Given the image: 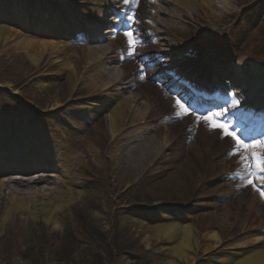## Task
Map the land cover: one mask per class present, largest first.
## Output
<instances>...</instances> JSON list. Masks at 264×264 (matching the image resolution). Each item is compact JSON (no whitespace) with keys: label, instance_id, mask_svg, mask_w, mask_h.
<instances>
[{"label":"rangeland","instance_id":"rangeland-1","mask_svg":"<svg viewBox=\"0 0 264 264\" xmlns=\"http://www.w3.org/2000/svg\"><path fill=\"white\" fill-rule=\"evenodd\" d=\"M102 1L0 0V146L37 151L50 143L48 156L75 191L53 223L34 208L32 215L1 218L0 264H164L166 246L147 228L173 224L191 226L199 246L189 263L175 264L264 253V0H226L212 13L199 4L224 0H129L121 9L120 0ZM155 6L165 15L158 17ZM130 30L143 42L133 45V55ZM212 62L219 85L237 86L229 99L220 92L231 100L220 116L257 128L251 144L242 140L249 147L194 109L195 86L176 88L169 75L181 66L210 73ZM96 100L107 102L96 108ZM117 104L131 112L113 137ZM118 141L133 158L129 171L117 163ZM71 158L74 175L67 172ZM29 170L32 177L42 173ZM210 232L219 240H208Z\"/></svg>","mask_w":264,"mask_h":264},{"label":"bare ground","instance_id":"bare-ground-1","mask_svg":"<svg viewBox=\"0 0 264 264\" xmlns=\"http://www.w3.org/2000/svg\"><path fill=\"white\" fill-rule=\"evenodd\" d=\"M102 2L105 3V6L110 4V0H103ZM116 3L120 4L119 9H121V5L124 4L123 0ZM226 4L227 1L224 0L223 5H221L222 7L219 6L218 3L208 5L199 4V7L205 9L207 13L208 11L212 13L213 10H221ZM155 12L158 17H160V15H165L164 13H166L165 10H161V8L157 6H155ZM214 16L216 19L217 16ZM16 17L21 22H25L24 25H27L28 18L26 16L16 15ZM159 25H161V22L157 23V26ZM35 29H37L36 26ZM3 30V28H0V34H2ZM51 32L52 30L46 33ZM109 34H113L111 29H108L106 32V35ZM46 47H48V45ZM163 52L166 56L169 51L163 50ZM229 84L230 83H226L225 86H229ZM236 87L237 86L232 83L228 89L235 90ZM13 94H16V92ZM252 100L253 98L248 101ZM93 106L96 108H102V105L98 104H93ZM130 112V110H126L119 105L112 111L109 128L113 137H116L119 131L122 130L124 120ZM136 117V115H133L132 120H135ZM16 141L19 143L20 140ZM21 143L22 140L20 141V144ZM118 145L120 154H117L116 156L119 168L124 171H129L131 160L133 158L129 153L125 152L128 145L122 141H118ZM50 146V143H45L43 145L39 143L37 151L21 150V148L17 150L13 143L7 141L0 146V156H2L1 158L3 159L0 161V170L5 169L0 171V175L4 171L6 172L5 179L0 180V219L2 218L3 223L7 221L12 212L16 215L23 213L32 215L31 208L37 209L40 213H43L48 217V222H52L54 220L51 219L54 218L55 215L58 216V212L63 209V206L61 205L73 200L75 191H73L66 182L68 179L67 176L64 175L66 171H61L60 167L56 166L54 163V160L48 156L49 153H47V149ZM32 152L33 154H31ZM139 155L141 156L142 153ZM70 162L71 166L67 172L74 175L77 167L76 165L72 166V163L75 162V160L71 158ZM2 163L5 164L3 165ZM25 164L26 167L24 168L23 166H25ZM29 169L44 173H39L37 177H32L30 176ZM49 173L53 174V176H51L52 178L48 176ZM20 187H25L27 189L22 193L19 191ZM52 196L54 198H51ZM147 231L150 234V239L162 241L166 246V253L171 259L169 258L164 264H175L173 262L174 259L189 263L191 259L190 252L194 251V248L197 246V235L191 226H183L182 224L157 225L147 228ZM206 237L213 242L219 240V236L215 232L208 233ZM220 264H264V253L258 250H251L248 252L240 251L232 254H224L220 257Z\"/></svg>","mask_w":264,"mask_h":264},{"label":"snow or ice","instance_id":"snow-or-ice-1","mask_svg":"<svg viewBox=\"0 0 264 264\" xmlns=\"http://www.w3.org/2000/svg\"><path fill=\"white\" fill-rule=\"evenodd\" d=\"M123 3L125 5H127L129 3V0H123ZM133 31H128L125 33V36L128 37V48H129V55H133L134 52L131 51V49L133 48V45L136 44V45H139V46H143V42L138 40V39H133ZM177 105H179L181 108H184V105L180 104V101L177 100ZM233 104L235 103V101L232 102ZM184 112L185 113H188V109L187 108H184ZM177 115L179 116L180 113H177ZM214 115H216L217 119L220 118V113H215ZM205 121H207L209 118L208 117H204ZM214 127L218 128L221 130L222 134L224 136H228V137H231V139L233 141H235L236 145L237 146H241L242 145V141L241 139H238L237 136L232 132V131H229V128L226 126V123H218V124H215ZM243 147H249V145H242ZM261 171H264V168L261 169ZM249 183L251 184L252 181L249 180ZM255 187V185H253ZM261 196L264 197V191L261 192Z\"/></svg>","mask_w":264,"mask_h":264}]
</instances>
